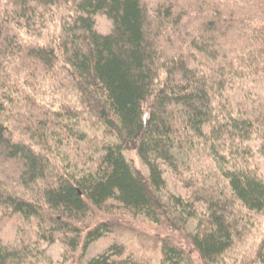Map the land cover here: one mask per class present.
Returning a JSON list of instances; mask_svg holds the SVG:
<instances>
[{
	"label": "trees",
	"instance_id": "1",
	"mask_svg": "<svg viewBox=\"0 0 264 264\" xmlns=\"http://www.w3.org/2000/svg\"><path fill=\"white\" fill-rule=\"evenodd\" d=\"M0 215V264H143L121 242L87 257L124 217L204 264H264V0H0Z\"/></svg>",
	"mask_w": 264,
	"mask_h": 264
},
{
	"label": "rangeland",
	"instance_id": "2",
	"mask_svg": "<svg viewBox=\"0 0 264 264\" xmlns=\"http://www.w3.org/2000/svg\"><path fill=\"white\" fill-rule=\"evenodd\" d=\"M51 95H55L53 93H48ZM40 95V94H37ZM44 99V100H43ZM50 97H47V99L42 96L38 97L36 100V105L40 107L39 102L42 100L41 105L45 104V108L49 110L47 105H51L49 101ZM35 101V100H34ZM63 103V101H62ZM52 118L54 119L55 115L53 111H50ZM54 115V116H53ZM84 121L81 122V124H93L90 120L88 115L83 116ZM60 122V121H59ZM96 127H89L86 129L89 132V139L92 141V144L100 143L101 141H105V138H103L102 133L99 130H94ZM91 129V130H90ZM12 131V130H11ZM13 137L15 140H23L28 141L26 138H24L21 135L20 131H13ZM95 140V141H94ZM100 141V142H99ZM85 142H82L81 144L84 145ZM87 144V143H86ZM127 157L130 161L134 164V166L138 170H143V167L135 155L133 151H127L125 152ZM170 176V175H169ZM168 177V176H167ZM172 177H168V183L170 190H173L176 192H183V189L172 179ZM179 192V193H180ZM125 219L120 221L117 226V231L106 235L102 239L98 240L97 242L93 243L87 253V257H93L96 256L103 251H105L111 244L114 242H121L124 243L126 246V252L128 255H132L134 257L139 258L143 264H160V250H161V244L163 239H171L177 244H180L185 248L187 251H189L190 255L192 256L194 263L196 264H204L199 256L191 250V247L186 240V234L181 231H170L167 227H158L156 225H153L151 223H147L141 219L138 220H131L130 217H124ZM4 219L5 225H1L0 223V237L3 239H11L14 237L17 221L12 219V217H9L8 215H0V220ZM48 249V252L53 256L55 261H60L62 259L63 254V246L60 242H56L52 246H45ZM240 260V256H234L233 255V261L236 262Z\"/></svg>",
	"mask_w": 264,
	"mask_h": 264
}]
</instances>
